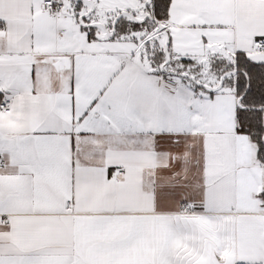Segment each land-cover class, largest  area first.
<instances>
[{"label": "snow or ice", "instance_id": "1", "mask_svg": "<svg viewBox=\"0 0 264 264\" xmlns=\"http://www.w3.org/2000/svg\"><path fill=\"white\" fill-rule=\"evenodd\" d=\"M0 264H264V0H0Z\"/></svg>", "mask_w": 264, "mask_h": 264}]
</instances>
